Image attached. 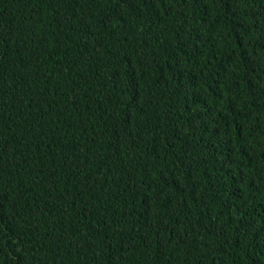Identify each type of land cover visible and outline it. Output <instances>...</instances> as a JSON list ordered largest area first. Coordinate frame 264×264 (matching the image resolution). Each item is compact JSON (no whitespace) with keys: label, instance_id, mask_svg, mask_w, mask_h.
<instances>
[{"label":"trees","instance_id":"16d2710c","mask_svg":"<svg viewBox=\"0 0 264 264\" xmlns=\"http://www.w3.org/2000/svg\"><path fill=\"white\" fill-rule=\"evenodd\" d=\"M0 264H264V0H0Z\"/></svg>","mask_w":264,"mask_h":264}]
</instances>
